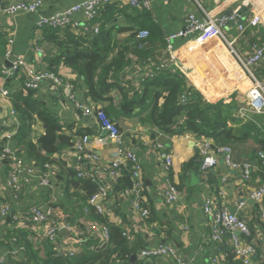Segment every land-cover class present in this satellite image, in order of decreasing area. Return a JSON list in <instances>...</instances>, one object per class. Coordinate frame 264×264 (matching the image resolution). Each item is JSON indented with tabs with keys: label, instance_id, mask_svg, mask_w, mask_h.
<instances>
[{
	"label": "crops",
	"instance_id": "1",
	"mask_svg": "<svg viewBox=\"0 0 264 264\" xmlns=\"http://www.w3.org/2000/svg\"><path fill=\"white\" fill-rule=\"evenodd\" d=\"M18 1L22 0H0L5 4ZM80 1L83 0H47L41 13L45 16H53ZM199 1L204 10L214 15L226 14L242 2V0ZM144 10L146 9L132 8L127 0H115L101 9L99 21L102 27L108 17L111 16L113 21L104 25L108 28L107 32L111 30L109 32L111 39L97 45L100 52L106 55L101 66L103 71L101 74L107 76L101 81L98 77L94 78V87L98 91L105 88L97 97L90 94L87 78L82 77L64 60L58 61L62 50L59 42L71 36L72 26L38 28V14H0V69L10 64L6 51L8 39L12 37L14 38L12 59L17 56L23 57L38 71L51 70L52 63L58 61L53 70L65 80L75 84L78 101L83 105H89L92 109H104L117 122L122 132L123 147L136 153L140 160L142 200L148 203L150 216H154L156 220L148 222L147 219L135 214L131 206V198L125 195V189L105 177L104 183L110 186V193L103 204L113 212L112 215H108L110 222L121 226L123 230L131 231L134 239L135 233H143L144 246L152 247L159 244L170 246L175 250V257L172 258L174 261L180 259L182 264H208L213 248L209 241L210 219L203 210L204 197L213 194L218 203L227 207L229 211H235L237 202L245 201V208L239 214L248 221L251 232L246 236L242 232L239 234L245 242L252 243L257 248L251 264H264V196L261 200H255L250 196L254 190L264 186V169L259 157V151H263L259 139H262L264 134L254 131L243 143L227 144L232 148V157L235 161H247L252 164L251 179L245 180L239 170L230 169L227 172L217 166L203 172L198 167L201 155L197 142L207 137L206 135H194L192 132L182 135L172 134L152 121L156 90L150 85L147 92L144 91L145 82L153 79L145 71L150 69L157 71V67L161 65L164 42L153 43L148 40L146 48H150L155 53L147 62H138L133 52L136 44L141 41L137 33L141 29L150 31L149 27L142 26L146 23L141 15ZM147 11L151 14L152 22L162 28L164 37L168 32L180 30L185 16L196 12V6L192 0L169 2L152 0V7ZM242 11L244 16L242 22L246 29L240 32L234 23H230L225 28V34L233 42L235 49L245 56L250 53L252 42L264 33V0H251L249 4L243 5ZM73 18V21L80 26L86 22L83 13H77ZM95 35L90 33L80 40L83 48L95 46L92 42ZM193 41L194 37L190 36L178 38L174 43V53L189 70L198 69L194 82L203 93L213 97L212 102L232 94L225 102H236L233 110V116L236 117L238 107L245 102L246 90L241 86L247 85V78L244 77L240 67L226 54L221 44L218 50L198 49L192 45ZM36 46L41 48L40 52L35 50ZM123 51L128 54L129 62L117 66L115 60L118 62L125 60L121 57ZM254 72L260 78H264V61L254 67ZM107 86L109 87L106 88ZM4 88L8 89L11 95L7 99L0 93V145H9L16 154L22 156L26 166H35L34 159L26 153L24 140L31 139L37 142L46 130L45 124L36 118L29 135L21 139L22 123L13 109L11 99L15 92L25 91L24 81L21 76L4 78L0 75V90ZM221 88L224 89L223 94L217 97L216 93ZM37 93L47 110L62 125L61 134L71 136L73 141L82 134L90 135L91 143L88 149L98 157L99 163L85 162L83 170L89 174L100 173V168L114 159L117 143L109 138L107 131L101 129L93 116L85 115L84 111L70 100V90L67 87L47 83L43 84ZM143 94L147 96L145 99ZM215 95L217 98L214 97ZM163 103L164 97H161L157 105L162 106ZM241 120L248 125L246 119ZM120 121L124 122L127 130L121 128ZM252 121L257 122V125L259 122L264 123V115H256ZM253 125L255 124L251 126ZM14 131H18L17 134L7 139L6 135L13 134ZM101 138L103 142L99 141ZM255 146L260 148L257 150ZM161 151L173 154L169 177L177 186L179 197L171 206L165 203L166 178L163 174L164 159ZM244 151H247V155H243ZM53 156L58 157L59 162L47 163L58 170V180L55 185L53 187L42 185L38 177L27 181L26 175L21 174V188L18 192L13 191L9 184L8 174L12 167L10 156L0 161V201L2 205L9 207L7 214H0V254L4 256L6 264L13 260L12 250L18 243L24 246V251L18 255V262L27 264L25 243L19 241L21 232L30 233L29 239L32 244L39 249L41 256L46 255L51 244L47 238L48 224H38L31 220L29 211L35 204L50 206L56 214L75 228V233L66 228L60 229L59 237L68 242L66 252L70 249L84 252L87 248H100L107 243L103 233V223L92 218L89 210L83 213L84 201L81 197L85 194V190L81 185L67 184V174L61 173V169L64 171L72 169L76 172L75 177L82 178L78 176L79 168L73 145L62 147ZM225 247L227 251L234 253L229 232L225 234L222 243L224 250ZM234 260L238 259L234 256Z\"/></svg>",
	"mask_w": 264,
	"mask_h": 264
},
{
	"label": "built area",
	"instance_id": "2",
	"mask_svg": "<svg viewBox=\"0 0 264 264\" xmlns=\"http://www.w3.org/2000/svg\"><path fill=\"white\" fill-rule=\"evenodd\" d=\"M47 0H22L15 3L5 4L0 2V14L5 13L9 15H16L20 13L38 14L37 27L38 28H60L71 27L72 34L83 39L90 33L99 35L102 31V24L99 21L101 16V9L108 6L115 0H83L73 4L67 10L53 16H45L41 13L42 7ZM169 2L170 0H164ZM196 6V12H191L185 16L183 20V27L176 32H168L164 34V53L161 65L157 67V71L150 69L145 71L149 73V77L154 78L158 73L166 70L173 74H182L185 76L188 85L195 87L204 96L199 87L195 84L194 78L198 75V69L192 68L189 70L185 64L181 62L179 57L174 53V43L180 37H194L192 45L198 49H211L218 50L221 44L226 54L231 60L236 63L244 76L249 80L250 87L244 91V104L238 107L236 117L240 119L253 120L252 116L264 115V78H260L255 72L254 67L264 61V33L255 41L252 42L250 53L243 56L234 47L233 42L225 34V28L234 23L240 32L246 29L245 24L242 22L243 5L249 4L251 0H242L241 4L234 7L226 14L214 15L204 10L199 0H192ZM127 3L132 8H144L146 10L152 7V0H127ZM77 13H83L86 22L80 26L77 22L73 21V17ZM139 38H148L150 31L148 29H141L138 31ZM14 38L8 39V48L6 57L10 61L9 66H4L0 69V75L4 78L22 77L24 81L25 90L38 91L43 84L53 83L57 86H64L70 90V100L75 105L81 108L85 115L93 116L98 122L101 129L107 131L111 140L117 143L116 153L112 164L106 165L108 170L107 178L118 181V177L122 173L121 166L134 163L132 167V174L134 177L133 184L125 189V195L131 198V206L135 214L141 218L146 219L150 216V209L148 205L142 202V183L140 180V165L138 164V155L130 149L123 147L122 132L119 125L111 116L102 108L92 109L89 105H83L77 99L75 93V84L70 80H65L53 69L38 71L34 66L30 65L23 57L17 56L12 59V45ZM35 50L40 52L41 48L35 47ZM185 51V50H184ZM0 93L5 98L9 99L11 92L4 88ZM232 94L229 95V97ZM229 97L221 99L227 100ZM205 98L212 102V96H205ZM219 99V100H221ZM188 95H182V101L186 102ZM218 100V101H219ZM215 103V102H213ZM252 117V118H251ZM184 116H180L179 122L184 121ZM18 131L13 134L6 135L7 139L13 138ZM185 132L183 134H187ZM193 133V132H192ZM194 135H198L193 133ZM182 135V134H180ZM205 135V134H202ZM207 136V135H206ZM1 141V136H0ZM103 142L102 138L99 139ZM91 137L85 133L78 136L74 140L73 148L77 160L78 176L82 178H91L98 182L97 192L88 200L84 206V212L87 213L89 207H95L101 214L112 215V210L107 208L103 202L109 198L110 186L104 181L98 179L94 173H87L83 170L85 159L89 161L98 162V157L89 151ZM197 146L201 155L200 168L203 172L220 165L221 162L228 165L231 169L239 170L245 180H250L252 176V164L250 162H237L232 157V148L230 145H218L210 136L204 137L197 142ZM162 148L161 146H159ZM7 156H10L12 167L9 170V184L13 191L18 192L21 188L20 175L25 174L26 180H34L35 177L39 178V183L47 186H54L58 180V170L52 167L49 163L44 165V171L41 175L35 166H26L22 156L16 154L7 144L0 145V161ZM161 156L164 159L163 174L166 178L165 203L169 206L177 202L179 197V190L177 186L171 181L169 177V170L173 162V154L161 151ZM259 157L264 162V151H259ZM88 161V162H89ZM250 196L255 200H261L264 196V186L254 190ZM245 208V201L236 203L235 211H229L227 207H223L218 203L216 197L211 194L204 197L203 210L210 219V235L209 241L213 248V254L209 257L208 264H230L226 258V253L223 251L222 243L224 236L228 232L231 234L232 250L234 251L235 258L240 260L241 264H251L252 257L256 254L257 248L254 244L245 242L240 236L242 232L244 236L250 235V227L248 221L243 218L239 212ZM9 207L2 205L0 201V214H7ZM30 218L33 222L38 224H48V241L53 244V248L59 254L68 253L75 254V250H67L68 242L59 237L60 229L66 228L72 233H75V228L60 215L56 214L50 206L35 204L31 207ZM264 214V213H263ZM103 233L106 239L109 236V228L103 224ZM123 235L128 240H133L134 236L131 231L124 230ZM16 241V239H14ZM24 251V246L19 244L12 250L13 260L8 264H21L18 262V255ZM138 259L144 264L150 260H169L175 257V250L166 244H159L152 247L141 249L138 253ZM177 262L182 264L181 260ZM0 264H6L3 255L0 254ZM121 264H128L123 262Z\"/></svg>",
	"mask_w": 264,
	"mask_h": 264
},
{
	"label": "trees",
	"instance_id": "3",
	"mask_svg": "<svg viewBox=\"0 0 264 264\" xmlns=\"http://www.w3.org/2000/svg\"><path fill=\"white\" fill-rule=\"evenodd\" d=\"M146 23L142 26H147L150 29L151 35L148 38H140L138 44H136V49H133L139 63H145L148 59H152V55L155 53L150 48H146V43L148 40L150 42H164L163 30L162 28L152 22L151 14L149 11L144 10L141 12ZM112 17H108L103 23V29L101 33L94 38L93 48H83L81 38L74 36H68L67 39L59 42L62 50L59 60H64V62L73 67L78 73L88 79L90 94L93 97H97L101 94L105 88H101L98 91L94 87V78L98 77L101 81L105 77L101 74L102 63L105 61V56L100 52V48L97 45L105 43L107 40L111 39L108 28L104 27L105 24L112 22ZM164 46V45H163ZM127 50V49H126ZM125 54V55H124ZM125 60L118 62L117 66L120 64L128 63V54L123 51L122 56ZM58 61L52 63L51 69H53ZM155 87V104L152 109V121L157 125L162 126V128L172 134H183L185 132H193L198 135L205 134L207 136L213 137L215 143L218 145H227L243 143L246 141L248 136L252 135V132H248L240 135L238 130L243 127L241 119L233 116V110L236 107V102L226 103L225 99H221L215 103L208 101L205 96L198 91L195 87L189 86L184 75L173 74L169 71H162L158 73L156 77L152 80L145 82L144 91L147 92L149 86ZM107 86L106 88H108ZM187 94L188 100L186 102L182 101V95ZM147 96L143 94V99ZM161 97H164V103L162 106H158L157 103ZM12 105L14 111L22 123L21 139L27 137L32 128V123L36 118H39L45 124L46 130L42 134L37 142L31 141V139H25L24 144L27 149V154L31 159H34V164L41 175L44 171V165L54 162H59V158L53 156L57 151L61 150L64 146H71L74 144L71 136L61 134L62 125L60 122L47 110L43 104V100L39 97L37 91L25 90L24 92H15L12 94ZM184 116V121L179 122L180 116ZM250 125L245 124V126L252 127L256 131L255 133L264 134V123L259 122L257 125L255 121L248 120ZM255 124L251 126L252 124ZM170 125V126H165ZM234 125V126H232ZM239 127V128H238ZM83 135V134H82ZM261 144V149L264 151V136L259 139ZM25 149V150H26ZM24 150V151H25ZM88 162V159L84 160ZM260 164L264 169V162L260 159ZM239 162V161H237ZM63 164V163H62ZM112 164V160L108 165ZM201 164V162H200ZM107 165V164H106ZM106 165L100 168V173L96 172L98 179L101 181H106L105 177L108 176V170ZM132 165L123 164L121 166L122 173L118 177V183L122 189L129 188L133 184V174ZM200 168V165H198ZM66 173V183L73 185H81L85 190V194L82 195L81 200L84 201V206L87 204L88 200L97 192L98 182L92 180L91 178H80L76 176V172L72 169L64 171L61 169V173ZM60 175V174H59ZM142 200V197H141ZM143 202V201H142ZM146 204V203H145ZM148 204V203H147ZM89 212L92 218L97 221L106 224L109 228V236L107 243L100 248H87L84 252H77L75 254H58L54 250L53 244H49V248L45 256H41L39 249L35 248L34 244L31 243L29 239L30 233H20L19 241L25 243V262L27 264H121L123 262L130 263V258L137 254L141 247L145 244V238L143 233H135L136 238L131 241L128 240L123 235V228L112 222H110L108 215L101 214L97 212L95 207H89ZM154 214V211L152 210ZM148 222L155 221L154 216H149L146 218ZM17 242V240H16ZM18 243V242H17ZM94 243V242H92ZM19 245V243H18ZM93 245H96L95 243ZM89 247V246H87ZM223 251L226 253V258L230 264H240L238 260H234V253L227 251V247ZM170 261V262H169ZM132 264H144L140 260H136ZM145 264H179L173 259L169 260H150Z\"/></svg>",
	"mask_w": 264,
	"mask_h": 264
},
{
	"label": "rangeland",
	"instance_id": "4",
	"mask_svg": "<svg viewBox=\"0 0 264 264\" xmlns=\"http://www.w3.org/2000/svg\"><path fill=\"white\" fill-rule=\"evenodd\" d=\"M245 77V76H244ZM246 82H247V85H245V84H243L242 86H241V88L243 89V90H247L249 87H250V82H249V80L248 79H246ZM223 88H221L220 89V91H218L217 93H216V95H218L217 97H219L220 95H222L223 94ZM216 95L214 96L215 98H217L216 97ZM214 98V99H215ZM213 99V98H212ZM252 117H254V116H252ZM251 117V118H252ZM243 121V120H242ZM248 121V120H247ZM249 125H250V123H248ZM241 125L243 126V127H240V129L238 130V133L240 134V135H242V134H245V133H248V132H254L255 130H254V128H252V127H247V126H245V122L243 121L242 123H241ZM239 128V127H238ZM253 138V137H252ZM249 141V140H248ZM250 142H251V137H250ZM255 148L258 150L259 148H260V146L258 147V146H255ZM245 153L243 154V155H247V151H244ZM32 243V242H31Z\"/></svg>",
	"mask_w": 264,
	"mask_h": 264
},
{
	"label": "water",
	"instance_id": "5",
	"mask_svg": "<svg viewBox=\"0 0 264 264\" xmlns=\"http://www.w3.org/2000/svg\"><path fill=\"white\" fill-rule=\"evenodd\" d=\"M9 65H10V64H9ZM9 65H8V66H9ZM119 124H120V126H121V128H122L123 130H127V126L124 124L123 121H120ZM219 168H220V169H223V170H225V171H227V172H229L230 169H231L228 165L224 164L223 162L220 163ZM146 247H147V246H143L141 249H144V248H146ZM141 249H140V250H141ZM140 250L138 251V253L140 252ZM138 253H137V254H134V255L130 258V263H131V264H132L133 262H135V261L138 259V256H137Z\"/></svg>",
	"mask_w": 264,
	"mask_h": 264
},
{
	"label": "bare ground",
	"instance_id": "6",
	"mask_svg": "<svg viewBox=\"0 0 264 264\" xmlns=\"http://www.w3.org/2000/svg\"><path fill=\"white\" fill-rule=\"evenodd\" d=\"M129 164L132 165V166L134 165V163H131V162H129ZM138 164L140 165V169H141V164H140L139 158H138Z\"/></svg>",
	"mask_w": 264,
	"mask_h": 264
},
{
	"label": "clouds",
	"instance_id": "7",
	"mask_svg": "<svg viewBox=\"0 0 264 264\" xmlns=\"http://www.w3.org/2000/svg\"><path fill=\"white\" fill-rule=\"evenodd\" d=\"M138 253V252H137Z\"/></svg>",
	"mask_w": 264,
	"mask_h": 264
}]
</instances>
